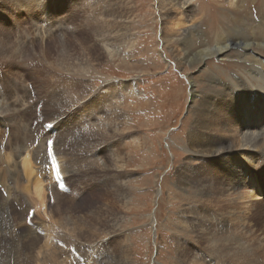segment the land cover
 I'll return each mask as SVG.
<instances>
[{
	"label": "rangeland",
	"instance_id": "374dc122",
	"mask_svg": "<svg viewBox=\"0 0 264 264\" xmlns=\"http://www.w3.org/2000/svg\"><path fill=\"white\" fill-rule=\"evenodd\" d=\"M93 1L0 0V173L7 169L6 178L0 177V202L16 208L0 214L10 223L5 235L12 237L10 243L0 241V264H73L72 255L77 264H225L229 236L251 242L237 248L254 250L245 258L258 260L262 254L263 260L260 227L250 220V230L240 215L259 212L264 200L248 206V178L242 184L240 176L239 183L234 180L221 159L225 151L208 159L188 150L206 95L215 102L214 92H225L231 81L243 82L252 100L259 98L264 106V0ZM246 42L256 46L245 47ZM222 45L226 50L217 48ZM204 48L211 53L194 57ZM111 82L136 92L118 91L109 106ZM113 109L118 120L110 118ZM123 113L129 119L120 125ZM224 114L234 123L221 124L233 130L214 133L231 145L230 156L238 158L233 169L240 173L239 163L251 155L246 147L261 148L252 144L258 142L262 118H245L247 129L234 132L238 118L230 110ZM211 115L209 123L218 116ZM18 127L24 131L17 139ZM46 142L66 167L58 181L48 165L40 172L44 167L31 155L37 148L44 155ZM26 156L30 175L23 174ZM206 173L211 188L194 190ZM39 177L45 214L26 192ZM250 180L264 184L255 175ZM47 220L63 229L52 227L53 240L42 248ZM32 232L41 235L34 249L26 239Z\"/></svg>",
	"mask_w": 264,
	"mask_h": 264
},
{
	"label": "bare ground",
	"instance_id": "6f19581e",
	"mask_svg": "<svg viewBox=\"0 0 264 264\" xmlns=\"http://www.w3.org/2000/svg\"><path fill=\"white\" fill-rule=\"evenodd\" d=\"M93 2H96V0H94ZM178 2V0H176V3ZM174 3V4H176ZM167 4V2H166ZM185 4V3H184ZM92 5V4H91ZM89 17V16H88ZM95 22V21H94ZM93 26V25H92ZM91 26V28H92ZM99 26V25H98ZM96 27V26H95ZM100 27V26H99ZM94 28V27H93ZM97 28V27H96ZM95 29V28H94ZM99 29V28H98ZM98 31V30H97ZM96 31V32H97ZM99 33V31H98ZM1 34V32H0ZM96 34V33H95ZM97 35V34H96ZM99 35V34H98ZM122 36V35H121ZM107 38V37H106ZM184 38V41H185V44L187 45L189 43V38H190V33L189 32H186V34L183 36ZM118 39V38H117ZM113 42V41H112ZM114 43V42H113ZM125 43V42H124ZM252 43V42H250ZM250 43H245L244 46L247 47V45H249ZM256 43H252L251 46H256L255 45ZM261 44V43H260ZM114 46V45H112ZM261 46H263V44H261ZM125 47L128 48V46L126 45ZM226 47L227 45H222L220 47H217L219 50L221 51H224L226 50ZM217 48L215 51H217ZM115 49V48H114ZM111 52V51H110ZM116 53V52H115ZM211 53V49H207V48H204V50H201L199 52H197L194 57H196L198 60L199 59H202L203 56L205 54H210ZM207 55V56H208ZM190 57L189 55L186 56V62L189 61ZM253 64V63H252ZM253 66V65H252ZM74 68V67H73ZM76 70V69H75ZM81 70V69H80ZM261 70V69H260ZM263 71V70H262ZM72 73V72H71ZM74 73V72H73ZM263 73V72H262ZM77 74V73H76ZM81 74V73H80ZM255 74V73H254ZM79 75V74H78ZM262 79H264L263 77H261ZM245 80H247V78H245ZM250 80H252V82L255 80L253 77H250ZM123 85V84H122ZM121 85V86H122ZM250 85L252 87H254V83H251L250 82ZM118 86H116V84L114 83H108V90H109V96L111 98V104H109V106H111L113 104V100L115 98V95L117 94L118 91H123L127 94H134L136 92L135 89H133L132 86L129 85V87H126L124 89H117ZM83 90H85V88L83 87ZM222 90V89H221ZM7 93V92H6ZM197 92L194 91L193 93V96L196 95ZM218 95V98L216 99V101L214 102V98L213 96H208L206 95V98L205 100L200 104L199 108L197 109V112H196V116H195V123H194V127L192 129V132L190 134V139H189V142H190V146H189V150L188 151H193L192 153L195 154L197 157L198 155H204L206 156L208 159L210 158H216L218 155H221L222 156V152L225 151L224 156L221 157V159L223 160V162L228 166L229 170L234 174V180L237 179V183H239V179L238 177L240 176V184H242L243 182H245L246 178H248V182L247 184L250 185V191H249V194L247 196H245V199L248 200L247 204H249L248 206H250V208H254L255 206H261L262 203L260 202V200H264V197H262V194H264V184H261L259 183L260 181H264V145H263V141H264V106H263V103L261 101V99L259 98H256L255 101H253V94L250 92V89L248 88V86L245 85V83H240V84H235L234 82H229L226 86V91L225 92H222V91H218V92H214ZM214 93L212 95H214ZM38 96V95H37ZM105 96V95H104ZM77 100V99H76ZM200 102V101H199ZM78 103V102H77ZM3 104V103H1ZM15 104V103H13ZM4 106V105H3ZM16 106V105H15ZM49 106V104H48ZM59 108V107H58ZM31 109V108H30ZM29 110V109H28ZM223 110H230L231 112V117L236 115V124L234 126H237V129H234V132H236V130H244L245 128L247 129L249 123H243L241 122V120H244L245 118L248 119L250 118L251 120H254L255 117L257 116V114H260L261 118H262V125H261V129H260V134L258 135L259 136V139H258V142H255L252 144L253 147H256V146H260L261 148L257 151L254 152V150L252 151H248L250 150V148H247L246 146V153L248 154H251L247 157H245V160L244 162H241L239 163L240 165H243V168L241 170V172L237 173L234 171L233 169V165L237 163V155L231 157V153H229V150L232 148L230 147L231 145L228 143V141H226L225 139H221L220 136L222 137V135H216L214 132H223V131H227V130H233L231 128H228L226 129L225 128V125H222L221 122H224V121H227L226 119L228 118V115H220L221 111ZM191 111V110H190ZM215 112L218 114V116H220L218 118V116H216L215 118H213L214 122L212 123H209V120H211L210 117H214V115H211V112ZM13 112V111H12ZM20 112V110H18V112L16 113V115ZM29 112V111H28ZM117 111H115L114 109L111 110L109 112L110 114V118H113V119H117L119 118V115L116 116L115 114ZM2 113V112H1ZM44 113V112H43ZM56 113V111H55ZM24 114V113H23ZM54 114V113H53ZM214 114V113H213ZM253 114V115H252ZM14 115V114H13ZM14 115V116H16ZM57 115V114H56ZM115 115V116H114ZM7 116V115H6ZM8 116H10L8 114ZM20 116V115H18ZM25 116V115H24ZM48 116V115H47ZM58 117V116H57ZM121 119H120V125H122V122L121 121H125L128 118V116H125L124 113L120 115ZM35 118V117H34ZM27 119V118H26ZM30 119V118H28ZM47 119V117H46ZM225 119V120H223ZM232 118L229 119V121H227L229 124L232 122L234 123V120L231 121ZM13 120V119H12ZM36 120V119H35ZM118 120V119H117ZM53 121V120H52ZM55 121V120H54ZM57 121V120H56ZM27 122V120H26ZM25 122V123H26ZM33 122V121H32ZM31 122V123H32ZM219 122V123H218ZM23 124V123H22ZM27 124V123H26ZM193 124V123H192ZM28 125V124H27ZM26 125V126H27ZM12 126V125H11ZM15 126V125H14ZM13 127V126H12ZM25 127V126H24ZM10 128V126H9ZM20 127H18L17 129V139L21 138V134L23 135V131L22 129H19ZM13 129V128H12ZM27 129V128H26ZM13 131V130H12ZM78 131V130H77ZM231 133V132H230ZM12 134V133H11ZM26 135V134H25ZM232 135V133H231ZM250 135V134H249ZM248 135V139H247V136H245V139L246 140H249V136ZM12 136V135H10ZM9 136V137H10ZM115 137H117V134L114 135ZM226 136V135H224ZM239 136V135H238ZM28 137V136H27ZM55 137V136H54ZM231 137V136H230ZM236 137V136H235ZM244 137V136H243ZM15 139V138H14ZM17 141V140H16ZM42 141V140H41ZM56 141V140H55ZM231 141V140H230ZM117 142V141H116ZM241 141L238 140L237 143H240ZM9 143V142H8ZM43 143V142H42ZM12 144L11 140H10V145ZM9 145V144H8ZM9 145V146H10ZM13 145V144H12ZM11 145V146H12ZM59 145V144H58ZM10 146V147H11ZM51 146V143H48L46 142V145H45V154H41L39 153V149L37 148L36 150V153H34L32 151L31 155L32 157L35 158L36 161H38V164L40 166H43L44 168L41 169L40 172H43V171H46L48 168L49 170V175H51L52 179L55 181V176L57 175L60 179L61 175L64 177V175H66V167L63 166V164L61 163V158L58 157L56 155V153H54V150L55 148L53 147V149L51 148L52 150V154L48 152L47 148ZM41 147V146H40ZM39 147V148H40ZM59 147V146H58ZM65 147V146H64ZM32 148V147H31ZM42 148V147H41ZM237 149V148H236ZM15 150V149H14ZM59 151V150H58ZM236 151H239V150H236ZM29 152V151H28ZM27 152V153H28ZM110 153V152H109ZM55 155V156H54ZM115 156V155H114ZM242 156V155H241ZM243 156H246V155H243ZM30 157V156H28ZM27 156L22 160V167H23V174L25 175V173H28L30 172V170H32V166L29 165V159L27 160L28 158ZM37 157H38V160H37ZM54 157V158H53ZM16 158V157H15ZM227 159H230V160H227ZM60 163V167L58 166L59 164H57L58 162ZM90 160V159H89ZM92 160V159H91ZM2 161V160H1ZM116 162V161H115ZM4 163H6L7 165H9V157H5L4 159ZM117 164V163H116ZM122 164V163H121ZM32 165V164H31ZM35 165V164H33ZM49 167H48V166ZM119 165V164H118ZM207 165V163L205 164ZM16 166V165H15ZM14 166V167H15ZM209 166V164H208ZM34 167V166H33ZM46 167V168H45ZM48 167V168H47ZM218 167H221L220 164L218 165ZM37 168V167H35ZM34 168V169H35ZM5 171L1 174L0 173V177L5 176L6 178V173H7V169H4ZM29 170V171H28ZM205 170V169H204ZM28 171V172H27ZM217 170L214 169V173H216ZM8 172H9V169H8ZM38 172V171H37ZM117 172V171H115ZM121 172V171H120ZM123 173V172H122ZM39 174V173H38ZM60 174V175H59ZM121 174V173H120ZM28 175H30L28 173ZM32 175V174H31ZM48 175V176H49ZM198 175V174H197ZM217 175V174H216ZM254 175L256 176V179L258 181V183L260 185H257L255 184V181L254 180H250V177H254ZM40 176V174H39ZM29 178V176H27ZM179 177H181L179 175ZM198 178V176H196ZM201 177L200 178V183H194V190H199V186L201 185L200 187V190H207V189H210V185H205V183H207L209 180H210V177L209 175L206 173V176H199ZM3 178V177H2ZM40 178V177H39ZM62 178V177H61ZM191 178V177H189ZM8 179V178H7ZM32 179V177L30 178V180ZM29 179H27V182H28ZM29 180V182H30ZM198 180V179H197ZM196 180V182H197ZM4 181V180H2ZM9 181V180H8ZM186 181V180H185ZM46 182V181H45ZM115 182V181H114ZM191 182V181H190ZM18 183V182H17ZM31 183V182H30ZM34 183V187L33 189H31L32 191H28L27 190V187L23 188L24 190L26 189L27 193L30 194V197H31V200L34 202V204L36 203L40 208L39 210L41 209V207L43 208L44 206V203H43V188H42V183H44L41 178L40 180H37L35 179V182ZM246 183V182H245ZM2 184V183H1ZM53 184V183H52ZM51 184V185H52ZM117 185V184H116ZM28 186V185H27ZM31 186V185H30ZM47 186V185H46ZM232 186V185H231ZM243 186V185H242ZM17 187V186H15ZM54 187V186H53ZM18 188V187H17ZM50 188V186H49ZM117 188V187H116ZM119 188V187H118ZM9 189V188H8ZM21 189V187H20ZM58 189V188H57ZM256 191L255 193L253 192ZM12 191V190H11ZM18 191V190H17ZM16 191V192H17ZM20 191V190H19ZM18 191V192H19ZM55 191H58V190H55ZM118 191V189H117ZM234 191V189H233ZM258 192V194H257ZM260 192V193H259ZM32 193V195H31ZM248 193V192H247ZM19 194H22V192H19ZM57 194V192H56ZM236 194V193H235ZM17 195V193H16ZM51 195V194H50ZM244 195V194H243ZM23 196V195H21ZM25 196V195H24ZM13 197V196H12ZM26 197V196H25ZM24 197V198H25ZM3 198V197H2ZM23 198V197H22ZM238 200V199H237ZM22 201V200H21ZM17 202V201H16ZM32 202V203H33ZM243 202V201H242ZM23 204L25 202H22ZM233 203V202H231ZM231 203H228L227 204V207H231ZM22 204V205H23ZM245 204V203H244ZM25 205V204H24ZM23 205V207H24ZM235 205V204H234ZM27 206V204H26ZM213 206V205H212ZM22 207V208H23ZM33 207V206H30V208ZM241 207V206H240ZM245 207V205L243 206ZM29 208V210H30ZM216 208V207H215ZM7 209H13L15 210L16 208L13 207V204L12 202H0V214H3L5 213V211ZM33 209V208H32ZM45 209V208H44ZM217 209V208H216ZM241 209V208H240ZM264 204L262 205V210H260L259 212H255L253 211L252 209H250L249 211L247 212H243L241 211V219H240V222L242 224H246L249 228H250V224H251V221L250 220H255L253 221L254 222V225L256 226H259L260 229H258L257 231H260L261 233V239L259 241L262 242V245L264 247ZM21 210V209H20ZM34 211V210H33ZM41 211V210H40ZM217 211V210H216ZM20 212V211H19ZM27 212V210H26ZM35 212V211H34ZM42 213H46L45 210H42L41 211ZM204 214V213H203ZM218 214V213H217ZM220 214V213H219ZM29 215V214H28ZM213 215V214H212ZM222 216V215H221ZM206 217V216H205ZM215 217V216H214ZM27 218V217H26ZM201 218V217H200ZM214 219V222H215V226L217 227L218 226V223H217V219L216 218H213ZM211 220H209L210 222ZM219 221V220H218ZM32 222V221H31ZM48 224L49 225H45V227H43L44 229V232H46V240L44 242V245H42V248H45L50 242L49 240H53V238L51 237L50 233H51V228H56V229H63V224L59 222L60 225L57 226L56 223H51L49 220H47ZM33 223V222H32ZM45 223V221H44ZM9 221L8 220H1L0 219V241H6L8 243H10V240H12L11 238L12 237H7L5 235V232L4 231L5 229L6 230H9ZM46 224V223H45ZM206 224V222H205ZM221 224V222H220ZM219 224V225H220ZM225 225V224H224ZM229 225V224H228ZM253 225V224H252ZM221 226V225H220ZM23 228L26 227V225L24 224L22 226ZM258 227V228H259ZM209 228V227H208ZM218 228V227H217ZM220 228V227H219ZM217 229V230H220V229ZM223 228V227H222ZM71 230V229H70ZM77 230V233L80 231L79 228L75 229ZM85 230V229H84ZM83 230V231H84ZM97 230V228H96ZM214 230V229H213ZM225 230H228V226H226V229ZM249 230V229H248ZM250 230H252V228H250ZM91 231V229L89 228L88 230H86V233H89ZM204 231V230H203ZM207 231V230H205ZM85 232V231H84ZM208 232V231H207ZM214 232V231H213ZM220 232V231H218ZM16 233V232H15ZM93 233V232H92ZM200 233V232H199ZM202 233V232H201ZM216 233V232H215ZM7 234V233H6ZM206 234V233H205ZM209 234V233H207ZM211 234V233H210ZM218 234V233H217ZM216 234V235H217ZM249 234V233H248ZM8 235V234H7ZM77 235V234H76ZM98 235V233H97ZM78 239L81 238L82 233L81 234H78ZM210 236V235H209ZM99 238V237H98ZM27 239V242H29V246L30 248L34 249L37 244L39 243L40 239H41V235L38 234L37 232H32L30 234V236ZM85 239V238H84ZM95 239V237H94ZM56 240V239H55ZM98 240V239H97ZM95 240V241H97ZM219 240V239H218ZM217 242V241H216ZM226 244V252H225V256H226V261H225V264H264V259H262V254H259L258 256V260H256L255 258H253L254 260H248L247 258L251 257L252 258V255H253V252H249L248 250H246V252L244 251H241L240 249H237L238 247H240L241 244H248V243H251L248 239H245L244 241H240L238 239H235L233 237H227V239L225 240ZM259 243V242H258ZM260 245V244H259ZM220 247V246H219ZM41 248V249H42ZM225 248V247H224ZM47 249V248H46ZM80 254L79 255H84V250H80ZM264 251V249H263ZM48 252V251H47ZM91 253V252H90ZM264 253V252H263ZM47 254V253H46ZM45 254V255H46ZM255 254V252H254ZM40 255V253H37L36 257ZM78 255V256H79ZM86 255V254H85ZM196 255L199 256L200 253L199 252H196ZM211 255V254H210ZM220 255V254H219ZM212 256V255H211ZM214 256V255H213ZM237 256L238 259L240 260H237L235 259V257ZM262 256V257H261ZM5 257V256H4ZM35 257V258H36ZM77 257V256H76ZM76 257H73L72 255V262L73 264H77L79 263L78 261V258ZM80 257V256H79ZM247 257V258H245ZM215 258V257H214ZM38 261L39 259L41 258H36ZM76 259V260H75ZM256 260V261H255ZM6 261V260H5ZM31 261L28 260V259H24V262H27L29 263ZM37 261V262H38ZM42 261V259H41ZM38 264V263H37Z\"/></svg>",
	"mask_w": 264,
	"mask_h": 264
},
{
	"label": "snow or ice",
	"instance_id": "6c2138e0",
	"mask_svg": "<svg viewBox=\"0 0 264 264\" xmlns=\"http://www.w3.org/2000/svg\"><path fill=\"white\" fill-rule=\"evenodd\" d=\"M49 143H51V142H49ZM34 214V213H33Z\"/></svg>",
	"mask_w": 264,
	"mask_h": 264
},
{
	"label": "flooded vegetation",
	"instance_id": "af4514ba",
	"mask_svg": "<svg viewBox=\"0 0 264 264\" xmlns=\"http://www.w3.org/2000/svg\"><path fill=\"white\" fill-rule=\"evenodd\" d=\"M179 263V262H178ZM180 264V263H179Z\"/></svg>",
	"mask_w": 264,
	"mask_h": 264
}]
</instances>
